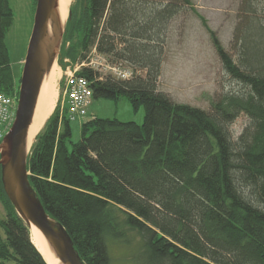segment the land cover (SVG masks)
Here are the masks:
<instances>
[{"label": "trees", "instance_id": "1", "mask_svg": "<svg viewBox=\"0 0 264 264\" xmlns=\"http://www.w3.org/2000/svg\"><path fill=\"white\" fill-rule=\"evenodd\" d=\"M190 3L72 5L60 66L88 61L94 50L112 64L126 63L133 79L103 78L90 67L80 74L93 82L95 98L145 109L142 125L84 122L77 144L58 105L28 156L38 199L66 228L84 264H111L110 240L126 245L132 233L142 264H264V0H241L236 60L210 32L225 70L245 87L214 104L213 114L157 88L167 25ZM13 22L9 0H0L1 89L11 96L15 77L5 37ZM241 113L251 125L234 141L228 125ZM0 189L8 206L0 264H46L1 180Z\"/></svg>", "mask_w": 264, "mask_h": 264}, {"label": "rangeland", "instance_id": "2", "mask_svg": "<svg viewBox=\"0 0 264 264\" xmlns=\"http://www.w3.org/2000/svg\"><path fill=\"white\" fill-rule=\"evenodd\" d=\"M143 1L160 5L170 2V0ZM9 2L14 12V22L6 34L5 42L15 77L13 94H16L18 103L36 6L35 0H9ZM190 2V5L182 7L167 25L157 88L178 104L191 105L213 114L214 104L230 95L241 94L245 88L225 70L211 36L213 33L221 46L236 60L238 49L234 36L241 22L239 15L241 0H190ZM94 52L92 58L95 62L92 69L98 71L103 78L111 75L113 71L110 67L114 65L106 57ZM56 68L60 72L56 86L60 112L65 75L59 62H56ZM139 72V76H146V71L139 70ZM91 101L88 115L71 122L73 143L78 144L81 140L83 123L94 118L134 121L140 125L145 121V109L140 107L139 110H134L126 99L114 101L93 97ZM250 125L251 120L247 114L241 113L235 117L228 125L233 140L237 141ZM7 210V202L0 189V222L6 219ZM132 234L129 236V244L126 245L120 241L110 240L111 264H142L138 258L140 242L137 236ZM0 238H4L1 227Z\"/></svg>", "mask_w": 264, "mask_h": 264}, {"label": "water", "instance_id": "3", "mask_svg": "<svg viewBox=\"0 0 264 264\" xmlns=\"http://www.w3.org/2000/svg\"><path fill=\"white\" fill-rule=\"evenodd\" d=\"M74 3L75 0L70 6L68 19L63 24L60 0L36 1L34 27L21 77L16 120L0 143V180L8 200L28 227L30 236L32 237L31 233L35 228L61 264L84 262L66 228L51 217L31 185L27 167L33 146L30 150L28 135L34 122L43 81L61 54ZM35 247L37 248L36 245ZM37 250L46 264H55L48 253L40 252L38 248Z\"/></svg>", "mask_w": 264, "mask_h": 264}, {"label": "built area", "instance_id": "4", "mask_svg": "<svg viewBox=\"0 0 264 264\" xmlns=\"http://www.w3.org/2000/svg\"><path fill=\"white\" fill-rule=\"evenodd\" d=\"M94 62L92 56L88 61L84 60V62L76 64H72L68 59L65 60L68 65L63 72L65 75L64 92L60 104L61 111L58 112L60 120L67 116L70 121H74L88 115V108L94 97L93 82L81 75L80 72L85 67L92 68ZM113 65L110 67L113 71L111 76L116 79L125 81L133 79L136 75L135 70L128 67L126 63L119 62ZM1 83L0 75V143L14 125L18 107L16 94L11 96L3 92Z\"/></svg>", "mask_w": 264, "mask_h": 264}, {"label": "bare ground", "instance_id": "5", "mask_svg": "<svg viewBox=\"0 0 264 264\" xmlns=\"http://www.w3.org/2000/svg\"><path fill=\"white\" fill-rule=\"evenodd\" d=\"M72 2L73 0H60V14L62 17L63 24H65L68 19ZM59 78L60 72L56 68L55 64L51 72L46 76L45 80L43 81L44 83L41 90L42 93H40L34 122L30 128V132L28 135L30 150L34 145L37 136L42 131L45 123L54 114L56 108L58 107L59 96L58 92H56V86ZM31 235L32 242L37 246L40 252H43L45 254L48 253L53 258L55 264H61L54 256V253L47 245L45 239L35 228L33 229Z\"/></svg>", "mask_w": 264, "mask_h": 264}]
</instances>
